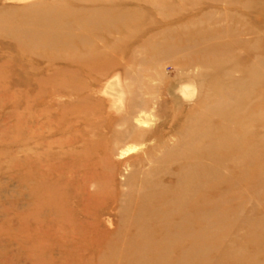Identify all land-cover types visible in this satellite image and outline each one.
<instances>
[{
  "label": "rangeland",
  "instance_id": "374dc122",
  "mask_svg": "<svg viewBox=\"0 0 264 264\" xmlns=\"http://www.w3.org/2000/svg\"><path fill=\"white\" fill-rule=\"evenodd\" d=\"M262 7L0 0V264H264Z\"/></svg>",
  "mask_w": 264,
  "mask_h": 264
},
{
  "label": "bare ground",
  "instance_id": "6f19581e",
  "mask_svg": "<svg viewBox=\"0 0 264 264\" xmlns=\"http://www.w3.org/2000/svg\"><path fill=\"white\" fill-rule=\"evenodd\" d=\"M259 9V8H258ZM264 9V7H262V9H261V11H264L263 10ZM260 10H256V14L258 15L257 17L259 18L260 16H261V12H259ZM250 31H248V29L246 30L245 29V32H250V34H252V33H254V30L253 29H249ZM252 30V31H251ZM218 34L220 35L219 37H222L224 34H229V31H219L218 32ZM216 50H212V56H214L215 54H216V52H215ZM261 51H263V50H261ZM261 56H263L264 55V53H261L260 54ZM258 63H259V65L258 66H260V67H264V57H262L259 61H258ZM257 73L258 72H255V73H253V76H257ZM260 76H261V74H260ZM260 76H257V77H260ZM193 83L194 82H188V81H185V82H183L182 84H181V82H180V84L181 85H179V87L180 88H182L184 91H186V92H189V91H191V90H194V89H191V87L193 86ZM178 87V88H179ZM176 89V88H175ZM177 90V89H176ZM230 97H229V99H227V100H225L224 102H220V103H222V104H236L237 103V101L242 97V95H237V93L236 94H231V95H229ZM204 120H206V119H204ZM229 140H227V142H228ZM227 142H226V146H228V144H227Z\"/></svg>",
  "mask_w": 264,
  "mask_h": 264
}]
</instances>
